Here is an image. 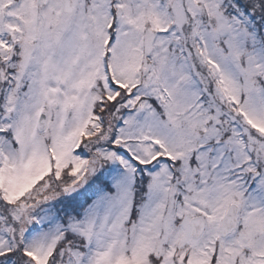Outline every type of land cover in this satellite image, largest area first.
I'll return each mask as SVG.
<instances>
[{"label": "snow or ice", "instance_id": "snow-or-ice-1", "mask_svg": "<svg viewBox=\"0 0 264 264\" xmlns=\"http://www.w3.org/2000/svg\"><path fill=\"white\" fill-rule=\"evenodd\" d=\"M0 264H264V0H0Z\"/></svg>", "mask_w": 264, "mask_h": 264}]
</instances>
